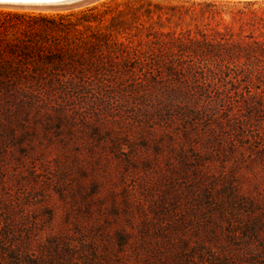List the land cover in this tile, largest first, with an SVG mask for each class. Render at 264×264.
Segmentation results:
<instances>
[{
    "label": "trees",
    "instance_id": "obj_1",
    "mask_svg": "<svg viewBox=\"0 0 264 264\" xmlns=\"http://www.w3.org/2000/svg\"><path fill=\"white\" fill-rule=\"evenodd\" d=\"M25 17L33 24L25 22ZM104 18L105 13L97 7L54 15L0 13V128L7 141H16L24 150V161L31 158L27 150L32 147L26 138L38 130L37 123L42 121L40 124L46 129L54 126L58 132L65 130L71 141L75 139L78 124L90 126V138L99 141L98 146L90 149L98 164L108 160L104 146L114 140V123H108L95 113L94 117L97 116L99 121L93 125H88L89 119L78 123L65 107L54 113L43 107L56 96L69 97L83 90H91L89 96L97 95L91 82L99 83L101 87L114 81L133 82L135 89L117 92L111 100L117 108L125 109L124 113L138 117V127L148 136L144 140L153 142L155 155L140 161L139 148L129 147L127 152L126 144L116 140L112 149L116 158L133 171H140L139 163L143 164L141 180L146 186L144 198L147 204L144 200L136 201L126 184L120 197L112 190H105L106 178L93 180L89 185L77 182L71 187L70 194L63 189L65 184H59L57 189L62 201H67L69 196L74 204L80 202L76 210L82 208L94 221L74 225L88 227L95 233L91 242L93 260L84 254L85 259L79 261L73 258L71 246L61 240L62 230L55 228L53 208H44L49 223L38 229L40 223L16 221L18 217L27 216L25 211H31V206H24L13 193L6 194L8 197L0 194V217H4V223H0V264H124L122 260L126 258L122 256L132 254L131 250L155 258L166 250L173 257H190V264H198L192 255L198 251L209 255L210 264H236L230 255L234 251L228 250L232 242H239V238L236 233L223 236L218 222L224 217L222 209L228 202L224 196L217 195L227 193V189L211 174L210 167L217 154L236 153V139L226 138L223 131L229 132L235 125L237 113L230 111L225 117L220 115L225 106L223 103L231 96H223L218 85L230 78L231 64L241 60L239 52H245L246 47L223 37L218 40L176 37L153 41L142 51L130 46L131 43L118 41L114 36L120 35L121 31L116 27H112L115 28L112 33H98L101 29H111L104 27ZM52 35L58 39L50 40ZM46 46L55 51L46 52ZM42 65L53 68L49 71ZM238 94L234 97L239 98L236 103L242 108L241 112L244 110L242 105L252 107L246 103L254 98L250 91L247 100L246 96ZM183 116L190 119V129L183 132V141L177 144L179 135L173 132L168 137L167 149L177 158V164H169V172L161 173L157 156L164 145L156 137L154 128L162 121L178 122ZM13 121L19 122L23 131L10 126ZM200 122L204 124L203 133L194 138L193 132ZM150 123L153 127L146 129ZM143 146L147 148V144ZM202 147L206 151H202ZM0 151L1 170L6 162L7 148ZM6 182L1 175L0 186L4 188ZM87 186H90V192L86 191ZM73 208L69 210L73 211ZM70 211L67 210L66 215L71 214ZM105 211L116 218L123 215L129 222L126 225L97 222L96 213ZM197 212L206 213L207 223H190L193 221L191 214ZM210 212L215 213L209 215ZM136 213L142 217L140 223L136 221ZM249 230V239L264 242L260 229ZM44 233H47L45 239ZM200 233L205 235L206 241L203 237L193 239L192 235ZM114 239L120 251L114 250ZM224 239L227 246L222 244ZM99 242L103 252H99ZM211 244L223 254L216 252ZM247 246V250L237 249L236 257L241 254L240 257L246 258L244 255L252 250L250 244Z\"/></svg>",
    "mask_w": 264,
    "mask_h": 264
},
{
    "label": "rangeland",
    "instance_id": "obj_2",
    "mask_svg": "<svg viewBox=\"0 0 264 264\" xmlns=\"http://www.w3.org/2000/svg\"><path fill=\"white\" fill-rule=\"evenodd\" d=\"M91 7H97L99 11L105 13L104 27L111 28L109 31L101 29L98 33H112L115 29L112 27H116L118 31H121L120 35L114 36L118 41L125 44L131 43L130 46L142 51L151 46L153 41L169 40L176 37L183 40L189 37L198 39L207 37L218 40L223 37L229 42L241 43L246 47L245 52H239L242 56L241 60L231 64L230 78L218 85L223 96H231L223 103L225 106L220 115L225 117L230 111L237 113V118L233 122L235 125L229 132L223 131L226 138L232 136L236 139V153L231 154L227 151L225 156L217 154L211 163L210 171L215 179L218 178L216 180L222 186L225 185L224 188L227 189V193L217 195V197L224 196L228 202L222 209L224 217L218 220L219 227L222 228L221 233H224L223 236L236 233L239 238V242H232L233 244L230 245L232 250H228V252L234 251L230 254L232 262L236 264H264V242L249 239L250 228L260 229L264 237V0H103L74 12ZM5 12L58 14L0 8V13ZM67 13L69 12L61 14ZM24 20L33 24L27 17ZM51 37L52 41L58 39L54 35ZM46 48V52L49 53L53 50H50L48 46ZM115 48L121 49L117 46ZM85 57L89 56L85 55ZM42 68H47L50 71L53 67L42 65ZM90 85L95 87L97 95L89 96L88 93L92 91L83 90L69 97L56 96L50 98L46 102L48 104L43 108L54 113L59 108L65 107L66 111L78 123L89 119L88 125L99 121L97 116L94 117L97 114L108 123L110 121L114 123L116 131L113 134V139L125 143V151L128 152L129 147L139 148L138 158L140 161L153 157L155 155L152 148L153 142L144 140L148 136L138 127V117L124 113L125 109L117 108L115 101L111 100L114 95H117V92H131L135 89V84L130 81H114L107 84L106 87L92 82ZM99 88H104V90ZM248 91L254 98L246 103L252 107L242 105L244 110L241 112L242 108L238 107L236 103L239 98L234 95L239 93L238 95H242V97L246 96L245 100H247ZM179 119L178 122L172 124L162 121L158 124L159 126L154 128L156 137L164 145L161 154L157 156L159 157L157 164L161 173L169 172V164H177V158L167 149L170 144L168 138L170 133L179 135L176 141L177 144H180L183 141V132L187 128L190 129L189 118L183 116ZM41 122L37 123L38 130L26 138L32 149L27 150L30 152L31 158L24 161L22 154L24 150L16 141H7L8 138L2 131L3 128H0V148H7L6 162L0 170V176L2 175L7 182L4 188L0 186V194L12 195L13 193L24 206H31V211H25L28 217H18L16 221L19 223H40L38 229L42 228L43 224L47 226L49 223L44 208H53L56 213L55 228L57 231L62 230L64 236L61 240L71 246L73 258L85 259L84 254H86L93 260L91 242L94 241L95 233L91 232L88 227L77 228L74 225L94 223V221L82 208L76 210L80 202L74 204L69 196L67 201L63 202L58 193V185L65 184L63 189L69 192L67 194H70L71 187H74L77 182L89 185L93 180L102 181L106 178L105 190H112L120 197L123 186L126 184L132 191L134 199L139 202L144 200L146 205L147 200L144 198L146 186L141 180L143 164L139 163L140 171H133L123 161L120 162L112 149L114 140L108 141L104 146L108 160L97 164L90 149L95 145L98 146L99 141H93L90 138V126L82 127L78 124L75 139L71 141L65 130L58 132L54 126L46 129L40 124ZM10 123V126H14L19 132L23 131L19 122ZM203 126L204 124L200 122L198 129L193 132L194 138L203 133ZM152 127L153 125L150 123L146 129ZM145 144H147V148L143 146ZM202 151H206V149L202 147ZM1 152L0 156H2ZM20 163L23 164L20 166ZM224 178H227L226 182ZM224 188L222 190H225ZM86 191H91L90 186H87ZM238 195L239 200H237ZM183 206H186L185 203ZM72 207H74L73 211H70L69 209ZM67 210L71 214L66 215ZM214 213L210 212L209 215ZM216 213L219 215L218 212ZM96 218L99 223H124L126 225L129 222L123 215L116 218L107 211L96 213ZM135 218L140 223L142 217L136 213ZM192 218L193 221L190 223H202V225L207 223L206 213L191 214L190 219ZM3 219L4 217H0V223H4ZM34 231L38 230L34 229ZM42 236L45 239L47 233ZM192 237L196 240L200 237L206 238L203 233L192 235ZM113 241L114 250L120 251L115 239ZM222 244L227 246L226 239L222 240ZM247 244L252 247L250 254L244 255L246 258L240 257L241 254L236 257L235 254H239L237 249L247 250ZM101 246L99 242V252H103ZM138 249L142 250L140 247ZM213 249L220 255L223 254L221 249L214 246ZM228 252L226 251L227 254ZM131 253L122 256V258H126L122 260L124 264H190V257H173L174 255H169L170 251L166 250H162L158 258L142 252L136 254L132 250ZM200 253L193 252L195 261L198 264H210L209 255ZM114 264H120V262Z\"/></svg>",
    "mask_w": 264,
    "mask_h": 264
},
{
    "label": "water",
    "instance_id": "obj_3",
    "mask_svg": "<svg viewBox=\"0 0 264 264\" xmlns=\"http://www.w3.org/2000/svg\"><path fill=\"white\" fill-rule=\"evenodd\" d=\"M103 0H59L55 3H35V4H4L0 3V8L10 10H22L39 13H62L79 10L95 5ZM236 1H258V0H236Z\"/></svg>",
    "mask_w": 264,
    "mask_h": 264
},
{
    "label": "snow or ice",
    "instance_id": "obj_4",
    "mask_svg": "<svg viewBox=\"0 0 264 264\" xmlns=\"http://www.w3.org/2000/svg\"><path fill=\"white\" fill-rule=\"evenodd\" d=\"M59 0H0L4 4H35V3H55Z\"/></svg>",
    "mask_w": 264,
    "mask_h": 264
}]
</instances>
